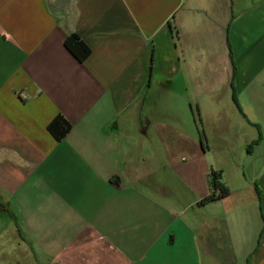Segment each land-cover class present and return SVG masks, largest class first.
Listing matches in <instances>:
<instances>
[{
	"label": "crops",
	"instance_id": "1",
	"mask_svg": "<svg viewBox=\"0 0 264 264\" xmlns=\"http://www.w3.org/2000/svg\"><path fill=\"white\" fill-rule=\"evenodd\" d=\"M0 264H264V0H0Z\"/></svg>",
	"mask_w": 264,
	"mask_h": 264
},
{
	"label": "trees",
	"instance_id": "2",
	"mask_svg": "<svg viewBox=\"0 0 264 264\" xmlns=\"http://www.w3.org/2000/svg\"><path fill=\"white\" fill-rule=\"evenodd\" d=\"M66 47L74 54V56L80 60H85L91 50L85 41H83L77 33H70L65 40ZM50 130L54 133L56 139H61L70 130L69 123L62 117L54 120L49 125ZM217 179V180H216ZM211 184L213 193L203 199V202L211 201L216 198L215 190L220 189L218 197L225 195L228 191L227 187L220 181V173L212 171L211 173ZM219 184V186H218Z\"/></svg>",
	"mask_w": 264,
	"mask_h": 264
},
{
	"label": "bare ground",
	"instance_id": "3",
	"mask_svg": "<svg viewBox=\"0 0 264 264\" xmlns=\"http://www.w3.org/2000/svg\"><path fill=\"white\" fill-rule=\"evenodd\" d=\"M217 180V179H216ZM218 186H219V184H218ZM216 191V190H215Z\"/></svg>",
	"mask_w": 264,
	"mask_h": 264
}]
</instances>
